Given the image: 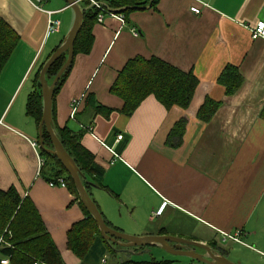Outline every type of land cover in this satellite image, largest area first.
Returning a JSON list of instances; mask_svg holds the SVG:
<instances>
[{
	"label": "crops",
	"instance_id": "0c3cea01",
	"mask_svg": "<svg viewBox=\"0 0 264 264\" xmlns=\"http://www.w3.org/2000/svg\"><path fill=\"white\" fill-rule=\"evenodd\" d=\"M0 16L19 36L0 72V190L14 186L33 201L65 264H195L153 256L155 243L131 251L113 243L118 251L109 255L98 236L83 258L68 248V231L87 213L68 187L50 185V170L41 173L32 146H40L38 126L26 103L34 70L63 42L75 12L66 0H0ZM49 18L59 20L51 33ZM258 21H264V0H160L127 20L107 15L94 23L90 52L73 56L55 96L56 122L85 129L82 145L102 170L88 193L110 226L138 237L196 240L226 257L228 242L264 255L257 247H264V40L249 30ZM136 56L193 72L198 84L189 104L166 108L149 95L123 113V100L110 89ZM228 65L242 77L232 93L219 81ZM89 94L114 111L106 117L85 109ZM180 119L183 133L173 142Z\"/></svg>",
	"mask_w": 264,
	"mask_h": 264
},
{
	"label": "trees",
	"instance_id": "16d2710c",
	"mask_svg": "<svg viewBox=\"0 0 264 264\" xmlns=\"http://www.w3.org/2000/svg\"><path fill=\"white\" fill-rule=\"evenodd\" d=\"M97 1L108 7L112 12L122 14L124 19L127 20L129 14L133 11L144 10L147 7L156 9L160 0ZM79 5L82 7L84 15L80 31L75 40L74 55L78 52H90L93 42L92 26L97 22L99 13L97 8L92 6L88 0L79 1ZM18 39L19 36L15 30L0 16V72L11 56ZM52 53L44 61H41L34 70L32 75L33 90L27 97L26 114L35 121L37 126H39L43 111L39 75L44 63ZM67 54L68 52L62 53L47 69L45 76L49 84L67 59ZM70 66L64 71L55 86L52 102V125L65 150L79 167L82 182L88 190L89 186H96L95 177L102 170L96 164L94 155L82 145L81 139L85 129L74 130L69 124L59 127L56 122L55 96L67 78ZM233 70L234 67L231 66L230 68L228 65L219 76V81L226 85L227 93L234 92L242 81L240 74L238 72L234 73ZM235 70L237 69L235 68ZM197 84L198 79L193 72L182 71L158 57L136 56L129 59L118 72L110 91L123 100L124 104L121 111L125 114H131L149 95H153L166 108L173 105L186 107ZM87 108L93 110L95 115L100 114L106 117L114 111L113 108L98 102L93 94H89L85 100V109ZM202 109L204 110L205 107ZM212 112L214 110L209 113ZM184 120L180 119L171 131L172 141H179L180 134L183 133L182 130L185 126ZM43 141L45 148L52 149L54 147L45 127L43 128ZM39 152L45 157L41 173L43 169L51 171L47 178L49 182L63 178L66 187L79 199L75 184L59 159L42 148ZM80 205L87 214L82 220L74 223L68 231V248L76 256L83 258L92 247L96 237L99 236L108 244L110 254L118 251L114 248V245L112 247L103 239L95 219L81 201ZM0 239V254L7 257L11 264H65L35 204L28 196L22 197L14 186L6 190H0ZM225 252V250L219 251L222 255H225ZM191 261H194V259L191 258ZM126 263L123 261L120 264ZM156 263L169 264L171 261L162 260L156 261Z\"/></svg>",
	"mask_w": 264,
	"mask_h": 264
},
{
	"label": "water",
	"instance_id": "95a60500",
	"mask_svg": "<svg viewBox=\"0 0 264 264\" xmlns=\"http://www.w3.org/2000/svg\"><path fill=\"white\" fill-rule=\"evenodd\" d=\"M66 2L75 12V19L73 25L70 31L65 36V38L63 39L61 45L57 47L53 51L51 56L46 60L39 75V80L42 90V98H43L42 118L38 126V137H39L40 147L44 151L55 155L59 159L61 164L64 166L66 171L71 176L75 184V187L78 191L80 201L95 219L100 229L101 236L112 247H113V243L120 245L123 248L146 246L149 244L158 243L162 247V249H164L169 253L175 255L188 256L196 261H200L206 264H236L230 261L225 255L219 254V252H217L214 249H211L208 245L196 240L186 239L168 234L147 235L143 237L133 236L113 228L105 221L97 204L91 198L90 194L88 193V190L86 189V187L82 182L79 167L77 166L72 156L65 150L63 144L60 142L59 138L55 134L52 125V102H53L55 86L57 85L64 71L68 68V66L71 65L73 61L74 44L76 37L80 31L83 21V15H84L83 9L79 5L78 0H66ZM64 52H68L67 59L58 70L53 81L49 84L45 76L46 71L51 66V64L56 60V58ZM44 127L53 142L54 147L52 149H47L44 147V141H43ZM193 247H200L205 249L207 251L208 258L205 257L202 253L197 252L195 249H193Z\"/></svg>",
	"mask_w": 264,
	"mask_h": 264
},
{
	"label": "built area",
	"instance_id": "2783aa9c",
	"mask_svg": "<svg viewBox=\"0 0 264 264\" xmlns=\"http://www.w3.org/2000/svg\"><path fill=\"white\" fill-rule=\"evenodd\" d=\"M79 1H82V0H78V2ZM88 1L90 2V4L92 6L96 7L97 10L99 11L98 16H97V22L101 23L104 20V17L107 15L115 16V17L119 18L121 21H124V16L122 14H117V13L112 12L108 7L104 6L103 4L98 2L97 0H88ZM191 10L195 13L200 12V9L198 7H195V6L192 7ZM48 13L51 14V12H48ZM58 26H59V20L49 18L48 23H47V32L51 33V32L56 31L58 29ZM249 30H250V33H251V36L253 39L261 38L264 40V21H258L255 25L251 26L249 28ZM132 31L134 32V34H138L136 29H132ZM89 128H91V127H89ZM122 137H123L122 134L117 135V139H122ZM32 146L34 147V150L36 152V155L38 158V165L40 167L44 163V160L39 155L40 146L36 142H32ZM49 183H50V185L66 186V182L64 181L63 178H58V179H56V181H50ZM226 236H229V235L226 234L225 237ZM238 236H239V233L236 235V237L234 239L239 241ZM229 237H231V236H229ZM0 241H1V239H0ZM8 262H9V260L7 258L0 260V264H7Z\"/></svg>",
	"mask_w": 264,
	"mask_h": 264
},
{
	"label": "rangeland",
	"instance_id": "374dc122",
	"mask_svg": "<svg viewBox=\"0 0 264 264\" xmlns=\"http://www.w3.org/2000/svg\"><path fill=\"white\" fill-rule=\"evenodd\" d=\"M263 229H264V226H263ZM263 235H264V230H263ZM153 245H155V246H151L152 247L151 251H152L153 256L159 257L160 255H163V256H167V257L168 256L174 257V259H178L180 261L187 262V263L193 262L195 264H204L203 262H198L196 260L191 261V258L188 256L175 255V254L169 253V252L165 251L164 249H162V247L158 243H155ZM228 246L232 252L228 255L229 257H227V258L236 264H239V261H241L242 264H245L247 262L248 258L254 259L256 261L259 259V257L264 259V255L258 251L253 252V251H250L246 248H243V250H240L241 246L239 244L233 245V244H230L228 242ZM257 247L264 249V247L261 245H257ZM130 248L126 247V248H124V250L125 251H131ZM195 248L197 251L205 252V254L207 255V251L205 249L200 248V247H195ZM160 253H162V254H160ZM109 255H112V254L109 253ZM148 257H150V255H148Z\"/></svg>",
	"mask_w": 264,
	"mask_h": 264
}]
</instances>
